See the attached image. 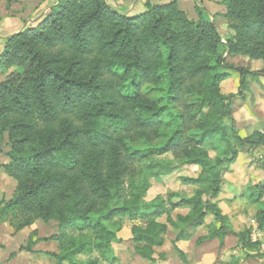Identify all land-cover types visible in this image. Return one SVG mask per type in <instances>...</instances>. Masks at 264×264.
I'll return each instance as SVG.
<instances>
[{
	"label": "trees",
	"instance_id": "obj_1",
	"mask_svg": "<svg viewBox=\"0 0 264 264\" xmlns=\"http://www.w3.org/2000/svg\"><path fill=\"white\" fill-rule=\"evenodd\" d=\"M222 4L234 32L225 41L199 10L198 20H190L176 0L146 1L138 15L120 14L106 0H58L36 27L5 40L0 70L12 71L0 81V155L8 159L0 169L15 190L0 202V222L14 233L36 221L57 223L48 238L32 232L22 250L54 241L58 253L48 256L55 264H114L112 245L121 242L126 219L134 253L150 264L168 228L185 263L175 243L200 227L206 235L197 246L213 240L222 246L234 236L241 250L256 252L246 231H232L216 199L239 154L264 148V131L237 133L232 106L245 100L249 72L226 64L227 57L261 61L264 73V0ZM228 70L241 76L236 94L222 93ZM5 137L8 152L1 148ZM168 154L174 163L157 160ZM184 167L200 169L196 178H181L197 187L190 198L146 200L150 178ZM255 191L264 231V188ZM178 205L188 212L173 218ZM209 215L213 222L205 226ZM80 255L87 260L77 261Z\"/></svg>",
	"mask_w": 264,
	"mask_h": 264
},
{
	"label": "rangeland",
	"instance_id": "obj_2",
	"mask_svg": "<svg viewBox=\"0 0 264 264\" xmlns=\"http://www.w3.org/2000/svg\"><path fill=\"white\" fill-rule=\"evenodd\" d=\"M106 2L112 8H114V0H107ZM187 5L189 6L184 8V10H188V18H192V20L197 21V10H199L201 16L204 19H206L208 22H213L215 24L217 32L219 30V35L223 36V41H225L230 36L234 35V32L228 29V25L225 19L223 18V15L226 13V8L222 4V0H189ZM128 7V0H124L123 6L120 5L119 7L117 6L114 9L120 14L129 13L128 15H135L136 12H127ZM40 21L41 20H39L38 23L32 24L28 27H36L40 23ZM234 58L239 57H227L226 64L236 68L237 70L244 69L249 72L244 76V81L246 85L244 90L246 93L245 100H235L233 101L232 106V118L234 125L237 129V133L239 136L245 137L255 130L264 131L263 64L261 61L251 62L242 58L236 60ZM11 71V69L7 71L0 70V81H2ZM227 72L230 74V78H234V74L236 72L235 70H228ZM240 78L241 76L238 72L237 83L234 81L228 83L227 81H229V79L223 82L221 85V89L223 87L222 93L225 94L224 92H226L227 89V91L232 90L234 91V94H236L238 92ZM225 85L227 86L226 89H224ZM6 143L7 139L5 137V140L1 145L3 152H8L9 150V146H7ZM263 156V147H259L251 152H243L239 154L236 162L223 174L222 190H224V194H226V196H230L229 198H232V200L229 201L226 206L222 205L221 212L223 215L227 216L230 227L234 230V232L241 233L246 231L248 233L249 238L250 222L251 220H255L256 222V213L259 208V205L253 202V199L257 195L255 188H264V164L261 160ZM209 157L213 159L215 157L214 152H210ZM157 160L159 162L164 163H174L171 155L169 154L162 156ZM195 170H198L197 173H193L194 171L186 172L182 170V168H180L178 171L167 177L150 178L151 188L148 191L146 200L150 201L157 196L166 197L167 194L171 193H176L180 197L182 196L184 198H190L193 195L194 191L197 189V187L184 185L181 182V178H185L187 176L196 178L200 174V169L197 167V169ZM8 179L15 186V182L10 178ZM262 201L264 202V195L262 197ZM173 202L177 204L178 199H174ZM187 212V208L178 205L171 213V216L174 218L176 215H185ZM164 218L165 217L159 219V222L165 221ZM207 221L212 223L213 217L211 215L207 216ZM132 225L133 223L130 222V227ZM168 230L174 233V230L172 228H168ZM18 241H21V238ZM235 244H237L236 237L235 242L230 244V246H233V248H230L227 253L225 252V254L219 256L216 261H220V263H228L230 262L232 257H235L237 258V260H243V262H241L240 264H264V257L260 255L264 253V249L260 246V244L256 245V252L252 253L241 250L239 246H234ZM97 257L98 255L94 254L90 256V259L92 260L93 258ZM77 258L80 259L78 260ZM76 259L79 262H84L85 260H87V257L80 255L76 257ZM99 264L109 263L101 261Z\"/></svg>",
	"mask_w": 264,
	"mask_h": 264
},
{
	"label": "crops",
	"instance_id": "obj_3",
	"mask_svg": "<svg viewBox=\"0 0 264 264\" xmlns=\"http://www.w3.org/2000/svg\"><path fill=\"white\" fill-rule=\"evenodd\" d=\"M11 4L7 7L3 0H0V53L3 49L5 40L22 31L24 28L36 24L44 16H46L50 10L57 5L58 0H11ZM107 1V0H106ZM149 1L152 5L164 4L170 2L169 0H128V11L136 12L138 15L144 11V3ZM172 1V0H171ZM178 7L189 15L188 10L184 8L188 7L189 0H176ZM195 1V0H194ZM157 2V3H154ZM113 7H119L124 5V0H114ZM129 13H127L128 15ZM190 19V18H189ZM192 20V18L190 19ZM195 21V20H193ZM217 23V22H216ZM218 28V25H217ZM219 32V30H218ZM225 34V33H224ZM227 34V33H226ZM222 38L223 36L220 35ZM239 59V58H234ZM254 62V61H251ZM234 78H230L228 83L238 81V72H235ZM227 86H224L226 89ZM223 92V87H222ZM226 94H234V91L224 92ZM257 131V130H255ZM252 133V132H251ZM8 163V159L0 155V165ZM197 167H184L182 170L186 172L197 173ZM4 171L0 169V202L5 199L9 200L12 198L15 186L10 182ZM187 178H193L187 176ZM224 190L221 189L216 201L220 210L222 205H225L232 200L230 196L224 194ZM227 197V198H226ZM163 218V217H162ZM161 219V218H160ZM161 221V223L166 222ZM160 221V220H159ZM211 222L205 219V226ZM57 231V223L50 221L44 223L42 221H36L29 228L23 229L17 233H14L12 227L8 223L0 222V264H55L54 260L48 256V254L58 253V244L54 241H38L30 252L22 250L25 247L29 236L32 232L37 233V238L43 239L48 238L55 234ZM234 232V230L232 229ZM238 233V232H234ZM206 235V228L200 227L195 230L191 239L187 241H178L175 246L183 252L187 257V263L182 261L173 247V241L175 240V233L167 230L165 241L162 247L156 248L154 264H218L220 261H216L219 256L227 253L231 243L235 242L234 236H228L225 238L223 245L217 240L209 241L201 246L195 244L197 238ZM21 238V241H18ZM118 238L121 240L118 244L112 245V250L117 261L114 264H150L143 260L140 256L136 255L133 251L132 245V234L130 221L124 219L122 221V229L118 233ZM234 246H237L235 244ZM164 256L163 260H158V255ZM78 260L80 258H77Z\"/></svg>",
	"mask_w": 264,
	"mask_h": 264
},
{
	"label": "built area",
	"instance_id": "obj_4",
	"mask_svg": "<svg viewBox=\"0 0 264 264\" xmlns=\"http://www.w3.org/2000/svg\"><path fill=\"white\" fill-rule=\"evenodd\" d=\"M249 230H250V241L252 243L260 244V246L264 249V231L259 228L255 220H251Z\"/></svg>",
	"mask_w": 264,
	"mask_h": 264
}]
</instances>
